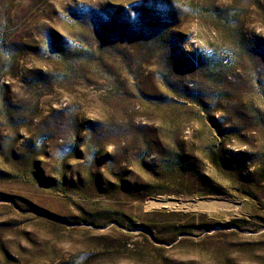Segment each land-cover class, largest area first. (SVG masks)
Returning a JSON list of instances; mask_svg holds the SVG:
<instances>
[{
    "label": "rangeland",
    "instance_id": "1",
    "mask_svg": "<svg viewBox=\"0 0 264 264\" xmlns=\"http://www.w3.org/2000/svg\"><path fill=\"white\" fill-rule=\"evenodd\" d=\"M0 264H264V0H0Z\"/></svg>",
    "mask_w": 264,
    "mask_h": 264
}]
</instances>
